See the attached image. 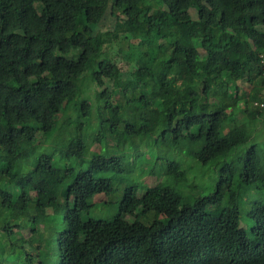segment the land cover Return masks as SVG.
Returning <instances> with one entry per match:
<instances>
[{
    "label": "trees",
    "instance_id": "trees-1",
    "mask_svg": "<svg viewBox=\"0 0 264 264\" xmlns=\"http://www.w3.org/2000/svg\"><path fill=\"white\" fill-rule=\"evenodd\" d=\"M261 104L264 0H0V264H264Z\"/></svg>",
    "mask_w": 264,
    "mask_h": 264
},
{
    "label": "rangeland",
    "instance_id": "rangeland-1",
    "mask_svg": "<svg viewBox=\"0 0 264 264\" xmlns=\"http://www.w3.org/2000/svg\"><path fill=\"white\" fill-rule=\"evenodd\" d=\"M191 12H192V14L195 16L196 15V12L192 9L191 10ZM77 19H79V16L77 17ZM113 25H114V21H113V19H111V18H108L107 20H106V22L104 23V25H103V29L107 32V31H109V30H111L112 28H113ZM85 80L83 79V80H81V79H79V78H75V83L79 86L80 85V83H82V82H84ZM239 84H240V86H241V88L243 89V90H245L246 92L247 91H250V89H251V84H249L248 82H246V81H240L239 82ZM80 100V99H79ZM78 106L80 107H84L85 106V102H83L82 100H80L79 102H78ZM236 118L240 121V122H242L243 121V116L240 114V113H237L236 114ZM261 128H262V126H261ZM61 135H59L58 133L53 137V139H52V142H51V144H59V143H61L62 142V140H61V137H60ZM258 139H260L259 137H258ZM201 171H203V168L201 167ZM205 177H204V179L206 178V179H211V177L213 176V175H211V172H210V170H209V168L208 169H206V171H205ZM38 179H39V176H35V178H34V183H33V187L31 188V191H35V188L37 187V185H38ZM198 179H200V180H202V176L201 175H199V177H198ZM203 179V180H204ZM145 180V179H144ZM143 180V181H144ZM146 184H153V181L151 180V179H147V180H145L144 181ZM252 193H254V191L252 192ZM260 196H262V197H264L263 195H261V194H259ZM97 198L98 199H105L106 198V196L104 195V194H100V195H98L97 196ZM248 198H250V197H246V199H248ZM95 210H99L98 208H96ZM94 210V211H95ZM93 216H95V217H99V216H101V214H100V212H94L93 213ZM243 223V225H245L246 224V222L245 221H243L242 222ZM23 232H24V234L26 235V236H28V234H29V229L28 228H26V229H24L23 230ZM5 264H7V262L5 263ZM9 264V263H8ZM120 264H130V263H128V262H123V263H120Z\"/></svg>",
    "mask_w": 264,
    "mask_h": 264
},
{
    "label": "built area",
    "instance_id": "built-area-1",
    "mask_svg": "<svg viewBox=\"0 0 264 264\" xmlns=\"http://www.w3.org/2000/svg\"><path fill=\"white\" fill-rule=\"evenodd\" d=\"M261 106H264V104H261Z\"/></svg>",
    "mask_w": 264,
    "mask_h": 264
}]
</instances>
